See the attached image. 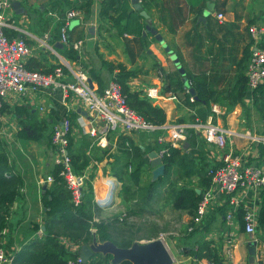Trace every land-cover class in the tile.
Returning a JSON list of instances; mask_svg holds the SVG:
<instances>
[{
	"label": "crops",
	"instance_id": "0c3cea01",
	"mask_svg": "<svg viewBox=\"0 0 264 264\" xmlns=\"http://www.w3.org/2000/svg\"><path fill=\"white\" fill-rule=\"evenodd\" d=\"M67 1L75 0H21L19 7L14 9L11 5L6 12L13 28H6L5 34L25 37L33 49L25 67L44 75L53 73L59 65L82 68L94 73L102 85L107 86L118 71L109 73L103 64L121 65L131 73L126 81L130 92L144 98L143 92L147 88L158 89L159 97L149 101L164 111V125L212 121L233 135L228 138L226 148L218 151L197 131L187 130L185 141L178 149L183 150V156L190 164L184 168H171L167 176L164 172L158 184L150 186L158 180H152L153 168L149 158L150 153H158L161 149L156 143L158 133L123 135L111 132L104 137L99 133L93 137L89 130L93 126L99 130V127L88 114L81 115L85 111L72 95L64 99L59 89H46L21 98L10 96L0 110V152L7 156L10 168L6 175L17 179L19 195L11 208V229H6L5 234L8 250L14 254L21 250L15 241L16 238L21 240L20 236L16 237V229L39 227L32 239L41 238L45 225L54 220L59 199L53 181L46 182L55 168L49 140L53 128L68 115L72 123L70 151L76 164H85L79 172L86 175L91 185L86 191L91 197L89 207L93 222H105L113 227L117 225L114 221L122 214L130 209L139 210L141 200V213L136 211L137 214L129 218L145 216L146 213L153 215L154 211H150L163 187L172 196L171 211L168 212L171 216L164 213L157 216L162 225L158 237L162 234L165 237L163 246L171 264H210L207 259H197L194 252L197 245L204 243H208L216 254L221 251L225 239L223 216L229 208L228 198L217 195L208 216L188 233L192 216L173 206L174 197L183 189L201 194L209 186L206 167L220 161L225 154L240 156L246 165H264V147L236 136L247 133L264 135V95L257 99L254 91L247 88L245 76L250 49L254 45L248 30L256 26L264 32V0H139L162 44L152 34H143L146 26L143 19L140 38L120 35L111 20L101 14L104 0L78 1V4L86 2L89 5L88 12L78 10L80 15L71 20L67 30L68 43L63 44L60 27L65 14L72 10L67 7ZM130 9L133 10L131 2ZM218 15L222 19H218ZM77 42L81 45L75 51L73 44ZM256 45L264 48V33ZM67 49L74 50V61L63 54ZM158 71L163 72L164 79L159 80ZM91 82L93 89L97 90V83ZM201 84H206L214 94L210 109L202 102L190 103L184 92V88L193 90L196 98L197 85ZM261 86L264 87V83ZM213 106L218 113L212 111ZM80 117L85 123V132L80 128ZM184 143H187L186 149L182 147ZM135 148L147 160L140 175V187L145 195L143 199H137V205L133 197L123 193L125 181L118 180L119 175L129 173V168L131 171V166L126 167V152L131 153ZM190 170L195 172L187 176ZM110 188H113L111 198ZM263 192L264 189L255 194L238 193L239 209L253 206L259 214ZM238 211L235 214L234 264H264V228L257 225L253 237L245 235ZM155 236L135 238L132 245L156 240L158 237ZM9 238L12 239L11 245ZM57 240L76 256H82V249L86 246L91 256L110 254V264L127 260H116L115 251L128 248L117 247L109 241L98 242L95 229H91V240L87 244L74 242L62 234H58Z\"/></svg>",
	"mask_w": 264,
	"mask_h": 264
},
{
	"label": "built area",
	"instance_id": "2783aa9c",
	"mask_svg": "<svg viewBox=\"0 0 264 264\" xmlns=\"http://www.w3.org/2000/svg\"><path fill=\"white\" fill-rule=\"evenodd\" d=\"M19 1L21 0H0V110L3 102L10 96L21 98L28 93L34 94L46 89H59L64 99L70 95L77 98L81 108L90 116L92 122L97 123L99 130L93 126L88 132L90 136L94 137L99 133L100 136L104 137L111 132H118L123 135L158 133L156 143L161 145V149L157 155L162 158L168 148L180 147L185 141L186 131L193 129L218 151L226 148L228 138L233 135L227 129L214 124L212 121L195 122L191 125H153L146 122L127 105L126 97L122 94L121 88L116 82L111 81L108 83L102 92L91 89L88 84V74L82 68L76 69L69 65H62V67L59 65L53 73L48 75L27 70L25 61L32 55V47L21 35L9 38L5 34L6 28H13L6 12L11 9L12 3ZM79 15L80 12L73 9L65 14L59 31L60 41L63 44L68 43L67 30L71 20ZM217 18L222 19V16L218 15ZM248 31L254 45L250 49L245 76L247 88L253 92L264 83V48L256 45L264 32L262 28L256 26H251ZM43 45L45 44L43 43ZM80 45L81 42L74 43L73 49L78 51ZM64 68L66 72H64ZM157 74L159 80L164 79L162 71H158ZM184 92L189 94L187 88H184ZM143 95L145 98L153 100L159 97L158 89L151 86L143 92ZM172 99H175V97H172ZM188 100L193 103L194 96L190 94ZM212 111L218 113L215 106L212 107ZM78 122L81 130L85 132V123L81 117ZM71 132L72 123L70 117L66 115L61 124L53 128L50 145L54 154V166L58 167L59 177L70 192L71 204L77 208L83 202L87 177L84 173L78 175L73 171L68 149ZM236 136L247 138L249 142L264 147V135L247 133ZM206 177L209 180V186L200 194V200L197 203L194 215L191 217V224L188 225L187 232H192L194 227L208 216L217 195L226 196L228 198L226 203L229 208L223 216L225 239L217 257L218 264H234L233 248L236 238L235 229L237 228L235 214L241 204L237 194L241 192L255 194L264 189V165H246L240 156H232L228 153L223 155L220 161L207 166ZM52 181V177L46 178V182ZM241 210L243 233L253 237L257 230L259 215L257 209L253 206H243ZM124 219H126V214L118 217L120 222ZM5 234L6 230L0 236V264H12L14 253L8 250ZM157 239L165 244L163 234ZM67 264H83L81 256H76L74 260L68 261Z\"/></svg>",
	"mask_w": 264,
	"mask_h": 264
},
{
	"label": "trees",
	"instance_id": "16d2710c",
	"mask_svg": "<svg viewBox=\"0 0 264 264\" xmlns=\"http://www.w3.org/2000/svg\"><path fill=\"white\" fill-rule=\"evenodd\" d=\"M78 1L79 0H75L74 2L67 1L66 5L69 9L82 10L84 13L88 12L89 5L86 2L78 4ZM101 14L102 16L108 17L111 20L113 26L120 35L126 34L135 38L141 37L144 24L142 18L139 16L138 11H133L130 9V0H104ZM12 37H14V34L9 36V38ZM63 54H65L69 60L74 61L76 59L75 52L72 49L64 50ZM103 65L107 68L109 73H113L115 70L118 71L113 77L112 81L116 82L120 86L122 94L126 97L127 105L132 110L140 115L146 122H149L153 125L160 126L165 123V113L160 107L152 105V103L149 101L150 99L145 97L141 98L139 94L129 91L126 81L131 73L127 72L121 65H113L109 63H104ZM60 66L62 67V65ZM27 70L37 72L29 68H27ZM38 73L42 74V72ZM86 73L92 81L97 83V91L102 92L105 86L102 85L100 79L97 78L92 72L89 73V71H86ZM189 95L190 91L189 94H186L187 98ZM254 95L257 96V99L263 97L264 87L261 86L254 90ZM213 99V92L207 88L206 84H201L197 85L196 98L194 97V102L192 104L196 102H202L210 109L209 105ZM70 147L71 137H69L68 148L71 164L74 173L80 175L81 172H79V169H82L85 164H76V161L74 160L70 151ZM126 153V167L128 169V167L131 166V171L124 175H119L118 180L125 181L123 193L129 194L131 197H133V202L136 204L138 201L137 199H139L141 194L140 189H142L140 188V175L147 165V160L142 158L138 148L133 149V152L131 153ZM6 157L7 156L5 153L0 152V236L4 230H9V228L11 229L12 225L9 223L11 208L19 195L17 179L6 175L10 168L8 166ZM161 159L162 164L165 167L164 176H167L173 167L184 168L187 167V163L190 164V161L185 160V157L183 156V150L178 148H168L167 152ZM54 167L55 168L52 174V185L55 191L58 192L57 196L59 199V207L54 213V220L45 225V230L43 231V236L41 238L32 239L39 231V227H35V229L25 227L16 229V237L20 236L21 240L16 238L15 241L20 244L21 250L14 254L12 264H67L68 261L74 260L76 255L68 252L58 242V234H62L74 242L87 244L91 240V229H95L98 242L102 243L109 241L113 242L117 247L120 248L131 247L133 239L128 237V234L130 233V227L125 226L127 223L126 220L131 217V215L137 214L136 211H139V214L141 213V204L139 203V210L138 208L135 210L130 209L126 213V219H124L122 222L118 221V219L114 221L117 222V225L113 227H111L109 223L105 222L94 223L89 207L91 197L87 192L88 190L86 191V188L90 189V183L87 181L85 182L83 202L79 207L75 208L70 202V192L67 190L63 180L59 177L58 167ZM193 172L195 171L190 170L187 176L192 175ZM161 179L162 177L156 182L150 183V186L158 184ZM199 200L200 194H197L194 190L183 189L176 192L173 206L178 210L187 211L189 215L193 216ZM93 205L95 206V204ZM238 214L239 219L242 220V210L238 211ZM257 225L260 228H264V192ZM11 242L12 239L9 238V245H11ZM194 255L199 260L207 259L210 263L218 264L217 254L212 251L208 243L197 245ZM111 260L112 256L110 254L102 255L95 253L93 256H91L87 264H109ZM113 264L131 263L127 260H123Z\"/></svg>",
	"mask_w": 264,
	"mask_h": 264
},
{
	"label": "water",
	"instance_id": "95a60500",
	"mask_svg": "<svg viewBox=\"0 0 264 264\" xmlns=\"http://www.w3.org/2000/svg\"><path fill=\"white\" fill-rule=\"evenodd\" d=\"M130 2L132 4L133 10L138 11L139 16L146 22L145 32L143 34L144 35L147 33L152 34L155 37V39H157L162 44V40L160 36L157 34V32L154 29L151 28L149 17L146 14V12L142 9L139 0H130ZM12 7L14 9L19 7V3L18 2L12 3ZM175 63L178 64L177 61ZM178 70L183 74L181 68H179ZM88 84L89 87L93 89L91 79L88 80ZM185 85L188 86L187 83ZM190 91H191V95H194L193 90ZM81 115L87 116V113L81 112ZM182 147L183 149H186L187 143H184ZM149 158H150V166L153 168L151 172L152 180L155 181L163 176L165 172V167L162 164V159L157 155L156 152L150 153ZM115 254H116L115 256L116 260L125 258L134 264H171V260L163 244L157 239L146 243H135L128 249H118L115 251ZM91 255L92 254L88 250V248L84 246L82 249V256H81L82 263L86 264L88 258H90Z\"/></svg>",
	"mask_w": 264,
	"mask_h": 264
},
{
	"label": "rangeland",
	"instance_id": "374dc122",
	"mask_svg": "<svg viewBox=\"0 0 264 264\" xmlns=\"http://www.w3.org/2000/svg\"><path fill=\"white\" fill-rule=\"evenodd\" d=\"M35 150L39 153L41 152V150L38 149L37 147L35 148ZM140 190H141V194H140L139 199L141 200L144 198L145 193H144V190L143 191L142 189ZM159 191H161L162 193L160 192L161 195L155 198V205H153L152 207L153 210L150 211V212L154 211L153 215L151 214L149 215L146 213L145 216L139 215V217H136V218L132 217L126 220L127 223L125 226L130 227L129 228L130 233L128 234V237L130 239L141 238V237L149 238L155 235H157L155 236L157 238L158 234L160 233L159 229L162 226L161 224H159V220L157 219V216H161L163 213H164L163 215L165 216H171V214L168 212L171 211L170 202L172 200V196L163 187H161ZM141 201H139V203Z\"/></svg>",
	"mask_w": 264,
	"mask_h": 264
},
{
	"label": "bare ground",
	"instance_id": "6f19581e",
	"mask_svg": "<svg viewBox=\"0 0 264 264\" xmlns=\"http://www.w3.org/2000/svg\"><path fill=\"white\" fill-rule=\"evenodd\" d=\"M113 187V186H112ZM112 191H113V188H110V191H109V198H111V196H112Z\"/></svg>",
	"mask_w": 264,
	"mask_h": 264
}]
</instances>
